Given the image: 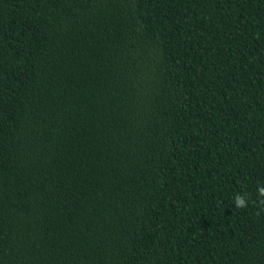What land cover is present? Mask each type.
I'll list each match as a JSON object with an SVG mask.
<instances>
[{
    "label": "trees",
    "instance_id": "16d2710c",
    "mask_svg": "<svg viewBox=\"0 0 264 264\" xmlns=\"http://www.w3.org/2000/svg\"><path fill=\"white\" fill-rule=\"evenodd\" d=\"M258 188L264 0H0V264H264Z\"/></svg>",
    "mask_w": 264,
    "mask_h": 264
},
{
    "label": "clouds",
    "instance_id": "9594fccd",
    "mask_svg": "<svg viewBox=\"0 0 264 264\" xmlns=\"http://www.w3.org/2000/svg\"><path fill=\"white\" fill-rule=\"evenodd\" d=\"M258 193L260 194V196L264 197V188H258L257 189ZM235 205L237 208H246L247 207V203L245 202L244 198L242 197H236L234 199ZM261 203H264V200L261 201Z\"/></svg>",
    "mask_w": 264,
    "mask_h": 264
}]
</instances>
